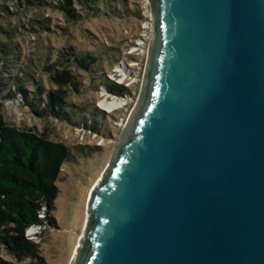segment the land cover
<instances>
[{
  "label": "water",
  "instance_id": "obj_1",
  "mask_svg": "<svg viewBox=\"0 0 264 264\" xmlns=\"http://www.w3.org/2000/svg\"><path fill=\"white\" fill-rule=\"evenodd\" d=\"M137 104L71 264H264V0H148Z\"/></svg>",
  "mask_w": 264,
  "mask_h": 264
},
{
  "label": "rangeland",
  "instance_id": "obj_2",
  "mask_svg": "<svg viewBox=\"0 0 264 264\" xmlns=\"http://www.w3.org/2000/svg\"><path fill=\"white\" fill-rule=\"evenodd\" d=\"M127 1L131 10L127 13L121 10L119 16L87 17L74 24L56 8L57 0H0L7 5L0 7L4 15L0 17V71L5 69L11 76L12 66H19L17 75L9 81L22 84L35 79L46 89H57L58 85L49 79L54 68L72 69V81H78L76 86L67 83L63 87L69 108L75 113L70 120L40 118L27 106L0 104V114L8 123L50 140L65 141L75 154L73 160L63 164L57 181L54 223H49L41 212V224L26 231L38 244L45 264H71L85 226L90 193L139 100L153 31L152 16L146 0ZM133 3L139 5V15L132 12ZM75 51L78 56L96 57L89 70L77 66L72 55L65 56L72 60H64L62 55ZM60 60L65 67L58 64ZM54 63L50 70L48 67ZM103 100L123 105L109 111L101 106ZM84 105L89 112L82 116ZM3 255L16 261L5 252Z\"/></svg>",
  "mask_w": 264,
  "mask_h": 264
},
{
  "label": "trees",
  "instance_id": "obj_3",
  "mask_svg": "<svg viewBox=\"0 0 264 264\" xmlns=\"http://www.w3.org/2000/svg\"><path fill=\"white\" fill-rule=\"evenodd\" d=\"M57 1L56 8L63 11L74 24L81 23L87 17L99 18L106 14L114 17L119 16L121 10L125 13L131 11L127 0ZM132 5V12L139 15V5ZM1 6L7 5L0 2ZM1 12L0 9V17L4 16ZM76 52L62 56L65 61H70L72 59L68 57L72 55L77 66L89 70L96 57L88 54L78 56ZM58 62L65 67L61 60ZM55 65L48 68L51 70ZM12 68L11 76L6 75L9 72L5 69L0 71V104L10 102L27 106L40 118L70 120L74 117L63 89L67 83L73 86L78 83L72 81L75 78L72 69L54 68L49 79L58 88L46 89L35 79L32 83L10 82L9 77L17 75L19 66ZM81 112L82 116L89 112L86 105ZM74 155L72 146L65 141L50 140L44 135L18 128L5 121L0 114V264H45L38 244L26 235V231L31 226L41 224V212L49 223H54L52 210L59 193L57 181L63 164L73 160ZM3 252L16 261L6 258ZM26 259L29 262L24 263Z\"/></svg>",
  "mask_w": 264,
  "mask_h": 264
},
{
  "label": "bare ground",
  "instance_id": "obj_4",
  "mask_svg": "<svg viewBox=\"0 0 264 264\" xmlns=\"http://www.w3.org/2000/svg\"><path fill=\"white\" fill-rule=\"evenodd\" d=\"M123 102H105L104 100L101 101V106H103L104 108H106L109 111H112L115 108H119L122 107Z\"/></svg>",
  "mask_w": 264,
  "mask_h": 264
},
{
  "label": "built area",
  "instance_id": "obj_5",
  "mask_svg": "<svg viewBox=\"0 0 264 264\" xmlns=\"http://www.w3.org/2000/svg\"><path fill=\"white\" fill-rule=\"evenodd\" d=\"M146 1H147V3H149L148 0H146Z\"/></svg>",
  "mask_w": 264,
  "mask_h": 264
}]
</instances>
